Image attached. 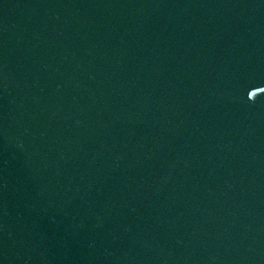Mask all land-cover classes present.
<instances>
[{
  "label": "water",
  "instance_id": "95a60500",
  "mask_svg": "<svg viewBox=\"0 0 264 264\" xmlns=\"http://www.w3.org/2000/svg\"><path fill=\"white\" fill-rule=\"evenodd\" d=\"M29 264H264V0H95Z\"/></svg>",
  "mask_w": 264,
  "mask_h": 264
}]
</instances>
